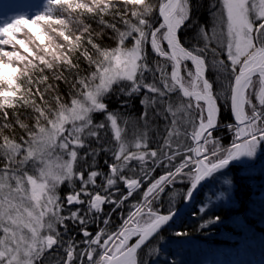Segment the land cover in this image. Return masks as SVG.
Here are the masks:
<instances>
[{
	"label": "trees",
	"instance_id": "trees-1",
	"mask_svg": "<svg viewBox=\"0 0 264 264\" xmlns=\"http://www.w3.org/2000/svg\"><path fill=\"white\" fill-rule=\"evenodd\" d=\"M56 1L49 0L44 8ZM84 1L87 5L83 9L76 1L61 7L65 18L52 23L54 29L60 30V38L67 40L63 48L49 53L37 43L38 53L18 61V73L11 78L13 86L6 88L7 82H0V174L12 173L25 181L38 182L43 169L31 167L36 160L27 161L28 152L41 150L43 134L50 124L99 83L115 54L135 47H140L142 52L138 76L115 84L104 96L106 109L96 110L85 121L71 125L63 136L75 143L68 148L76 152L75 170L82 179L73 181V186L67 180L46 190V195L58 198L57 203L54 198L56 207L47 206L49 217L45 220V226L54 227L58 242L37 264H67L69 255V264H91L86 253L95 251L97 257L105 240L116 234L146 202L150 190L162 186L175 174L145 208L161 215L170 214L186 200L198 174L197 164L188 163L195 160L194 134L199 114L190 106L194 100L188 101L182 95L175 79L167 28L161 17V9L168 0ZM180 8L183 22L178 41L189 56L180 59L185 87L201 90L207 84L220 110L218 125L204 141L207 154L220 150L208 158L214 163L229 157L228 149L238 140L231 97L235 79L247 57L240 56L230 46L222 0H181ZM33 13L27 16L28 20L34 17V22H39L44 17L41 10L36 15ZM25 17L8 22L3 28L4 34L7 28L21 25ZM252 24L254 30L249 33L252 53L264 51V18L252 15ZM28 33L23 26L19 34ZM3 37L0 36L1 49H11L19 43L16 38ZM234 47L237 48L236 43ZM193 58L201 59L204 64L202 78L198 77ZM258 81L256 77L248 92V117L255 113ZM133 114L141 119L151 117V127L157 135L149 136L145 128L143 133L147 135H140L135 142L139 145H131V152L138 157L122 162L119 160L125 154L120 152L121 144L127 139L126 132L122 131L127 130ZM116 117L122 124L118 132L110 126ZM114 134H119V142ZM178 134L184 135V144L175 137ZM259 143L260 152L253 162L249 155L245 166L235 165L217 174L188 213L138 253V263L180 264L177 255L182 250L179 249H184L186 255L201 254L203 249L226 252L242 234L249 233L257 236L259 246L264 248V218H261L264 194L260 203L255 202L256 192L264 187V136L259 138ZM123 163L127 166L125 170ZM117 165L123 169L122 178L112 189L109 182L118 170ZM92 171L98 173L96 188L89 186ZM131 180L140 181V186L126 189L125 184ZM80 192L106 197L104 209L95 212ZM74 194H79L80 204L70 207L67 197ZM202 214L208 217V227L199 226ZM174 235L184 237L178 241ZM158 240L166 241L157 246Z\"/></svg>",
	"mask_w": 264,
	"mask_h": 264
},
{
	"label": "rangeland",
	"instance_id": "rangeland-1",
	"mask_svg": "<svg viewBox=\"0 0 264 264\" xmlns=\"http://www.w3.org/2000/svg\"><path fill=\"white\" fill-rule=\"evenodd\" d=\"M75 1L82 9L87 5L84 0H57L53 3L54 5L44 8L46 6L45 3L49 2V0H0V36L1 38L6 36L7 39L16 38L19 42L11 49H1L0 46V82L6 81L8 84L6 88L13 86L11 84V78L18 73V61L24 56L38 53L37 43L42 50L44 49L49 53H55L58 48H63V44L67 40L64 41L60 38V30L54 29L55 26L52 25V23L54 21L60 22L64 19L65 11H62L60 8L66 7L67 4H72ZM222 2L223 15H225L227 19L230 46L237 54H240V56L247 57L246 61L242 64V68H246L251 65L255 58L262 52L259 50L252 53V37H249V33H252L254 30L252 15H255L256 18H264V0H222ZM180 4L181 0L172 16V25L176 33L181 28L183 22ZM174 9L175 4H172L168 7L167 12L172 13ZM39 10H41V14L44 15L39 22H34V17L29 20L27 19V16L31 15L33 12H35L33 15L38 14ZM23 16L26 17L25 20H22L21 25L7 28L4 34L3 28L8 22H12L17 18L22 19ZM23 26L29 30V33L25 36L19 34ZM61 31L63 32V30ZM62 32H60L61 35L64 34ZM34 36L36 39H33ZM45 36H49L48 41L45 40ZM234 43H236L237 48L234 47ZM8 58H10V61ZM141 58L142 52L140 47L126 49L115 54L102 72L99 83L89 89L82 100L75 101L71 108L64 110L59 118L50 124L51 126L43 134L42 140L44 141L42 142L41 150H32L28 152L29 159L27 161L31 159L36 160L31 167H42L43 169V172L39 175L40 181L34 182L30 179L25 181L21 179L20 176H16L12 173L0 174V264H37V258L44 251L48 241H50L54 235V227H50L48 224L45 226V220L46 217H49L47 206L56 207L55 200L57 203L58 198L55 195H46V190H48L50 186L57 187L58 184H63L67 180L70 182L69 186H73V181L75 182L77 178L82 179V175L75 170L76 152L68 148L69 145H75V143L68 140V142L66 141L63 137L65 132L71 125L82 120L85 121L88 116L96 110H105L106 104L103 99L106 93L120 81L131 80L137 77L140 72ZM186 58H189L186 52L181 54L182 60ZM195 64L198 77L202 78L205 70L202 60L195 58ZM254 97L257 103L254 115L248 117L246 112L250 136L249 155L251 162L255 160L256 155L260 152L259 138L264 136V128H258L264 125V79H262V77H259V81L255 86ZM190 106L199 114V118L195 124L196 133L194 136L196 138V135L200 132L202 122H206V112L203 104H198L193 101ZM154 114L158 115V112L155 111ZM136 117L137 116L133 114L127 130L122 131L126 132L127 139L121 144L120 152L125 154V156L119 161L128 162L129 159L133 161L138 157L135 155L136 153L131 152V145H139L135 142L140 135H147V133H143L145 128L148 130L149 136L157 135L155 129L151 127V117H149L148 120L146 116L142 119ZM120 120V118L116 117V121L113 120L110 122V126H114L116 132H118L119 129L121 131L122 124ZM186 123L189 124L190 120ZM118 135L119 134L115 136L114 134L117 142H119L117 138ZM175 137L181 143H185L183 134H178ZM146 139L147 138H145L144 141ZM122 140H120V142H122ZM238 148V144L230 146L228 149L230 151L229 155H235L238 152ZM77 149L79 150L80 147H77ZM217 152L218 151L215 153ZM194 153L196 154V148ZM137 161L140 163V158H137ZM246 162L248 163V160ZM195 164H197L199 170V162H195ZM116 167L118 170L114 171V175L111 176L109 182V188L112 189L117 187L119 180L122 178L121 174L123 169L125 170L127 168L124 163L123 169L119 168L118 165ZM113 170H115V168H113ZM91 175L92 179L89 186L96 188L97 185L95 183L98 173L92 171ZM97 192L98 191H96V193ZM155 192L156 189L150 190L148 195L150 194L151 196ZM218 192L219 190H217V193ZM79 194L83 195L84 201L87 200L89 202H91L92 198L95 196H88L85 192H80ZM79 194H74L73 198L79 196ZM263 194L264 187H261L255 194V202L257 204L260 203ZM149 197H147L145 201H149ZM54 198L56 199L54 200ZM146 207L147 205L145 207L140 206L135 214L121 228V231L127 230L128 228H144L159 217L158 214H154V212L145 209ZM66 209L74 210L75 208L69 209L66 207ZM80 211L84 210L80 209ZM80 211L78 212L80 213ZM58 212L61 213V210L59 209ZM59 213L56 215L59 216ZM261 218H264V214ZM199 226L201 228L208 227L207 216H203L202 214ZM86 236H88L87 233ZM183 237L184 236L178 235L173 236V238L178 241ZM256 237L257 236L252 233L242 234L237 243L233 246H229L226 252L203 249L201 254L186 255L184 254V249H179L182 251L177 255L180 261L178 263L264 264V248L259 246L260 242ZM131 241L132 240H129V244L127 243V245H130ZM165 241L158 240L156 245L159 246ZM120 247H122V236L116 240L103 257L104 251L101 252V250L97 257L95 251H90V253L88 251L86 255L91 258L89 261L91 264H101L105 258H109L113 253L119 250ZM135 264H139L138 260H135Z\"/></svg>",
	"mask_w": 264,
	"mask_h": 264
},
{
	"label": "water",
	"instance_id": "water-1",
	"mask_svg": "<svg viewBox=\"0 0 264 264\" xmlns=\"http://www.w3.org/2000/svg\"><path fill=\"white\" fill-rule=\"evenodd\" d=\"M179 2L180 0H168L161 9V16L167 28V43L171 58L175 65V78L178 82L177 83L178 87L182 95L186 99L188 100L194 99L196 101H201L205 105L206 114L208 112L209 105L212 101L215 102L217 106V110L219 112V106L216 100L214 99L213 95L210 93L207 85L204 90H198V91H189L184 86L182 66L178 59L177 52L174 51L171 47L172 41L175 38L172 21L165 17L168 7L172 4H175V11H176ZM257 76H261L264 79V51H262L261 54H259L255 58L254 62L251 65L247 66L246 68H243L240 71L234 82L232 97H231V114L234 122L238 126L239 149L237 154L232 157L218 161L214 164H210L209 162L206 161L204 152L202 150V144L206 135L218 125L219 113L216 114L214 121L210 123H209V117L207 115L208 117L207 121L209 124L206 127H204L205 123H202L200 132L198 133L197 138L195 140L196 157H197V161L200 164L201 171L199 172L196 182L191 192L187 196L186 200L175 211H173L170 214L161 216L159 219L152 222L148 227H146L145 231H143L142 233H138L134 237H132V238H136L135 241L125 249L123 248L126 247L128 241L122 236L123 242H122L121 250L116 251L109 258H106L103 264H119L120 262L128 258L136 259L140 250H142L150 242H152L168 226L174 224L180 218L184 217L188 213L190 208L199 198L205 186L215 175H217L220 172L226 171L227 169H229L234 165L243 166L246 164L248 154L250 151V143H249L250 136L248 133V127H247L248 124L246 121V106L244 110L245 118H243V116L239 114L238 103L241 92L247 87H250L254 78ZM138 185H139L138 181L129 182L126 185V188H129L130 186H138ZM72 200L73 202L71 204H74L78 202V197ZM105 203H106V198H104L102 195H96L92 200V207L94 210L102 209ZM112 240H114V236H111L106 240V242L104 243V252H107L108 245L110 244V242H112ZM53 243L54 241L53 242L50 241L48 244L49 247H52Z\"/></svg>",
	"mask_w": 264,
	"mask_h": 264
},
{
	"label": "bare ground",
	"instance_id": "bare-ground-1",
	"mask_svg": "<svg viewBox=\"0 0 264 264\" xmlns=\"http://www.w3.org/2000/svg\"><path fill=\"white\" fill-rule=\"evenodd\" d=\"M174 13H175V9L173 10L172 13H168L167 12L165 14V17L172 21V16H173ZM174 36H175V38L172 41L171 47H172V49L174 51L179 53V47L180 46H179L178 40L176 38V32L174 33ZM248 90H249V87L244 89L241 92L240 97H239V103H238V105H239V114L242 115L243 118H245L244 110H245V106H246V100H247V97H248ZM217 113H219L218 110H217V106H216L215 102L212 101L210 103V105H209L208 112H207V115L209 117V123L214 121V118H215ZM209 123H208V121H206L204 127H206ZM143 231H145V229L128 228L127 230H124L122 232V236L126 240H130L133 237L134 234L142 233ZM119 264H135V259L134 258H128V259L120 262Z\"/></svg>",
	"mask_w": 264,
	"mask_h": 264
},
{
	"label": "flooded vegetation",
	"instance_id": "flooded-vegetation-1",
	"mask_svg": "<svg viewBox=\"0 0 264 264\" xmlns=\"http://www.w3.org/2000/svg\"><path fill=\"white\" fill-rule=\"evenodd\" d=\"M134 186H130L128 189H132ZM72 196H68L67 197V201H68V206H70V207H76L77 205H79L80 203H79V199H80V196H79V198H78V202H76V201H74V202H76V203H74V204H71L72 202H73V200H71L70 198H71ZM55 235V234H54ZM54 235H53V237H52V239L50 240V241H54V243H53V246L52 247H50L49 248V246H48V244H49V242L50 241H48V243H47V246H46V250L44 249V251L41 253V255L37 258L38 259V261H39V259H41V257H44L45 256V253H46V251H49V252H52L53 250H54V246L56 245V243L58 242V238H56V237H54ZM103 248V247H102ZM70 259H71V256L69 255V257H68V261H67V264H69L70 263ZM89 260H91V258H89Z\"/></svg>",
	"mask_w": 264,
	"mask_h": 264
}]
</instances>
